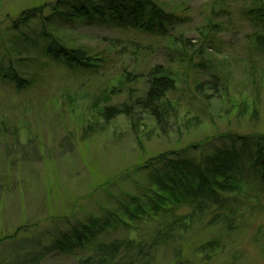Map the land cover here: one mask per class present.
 <instances>
[{
	"label": "rangeland",
	"instance_id": "rangeland-1",
	"mask_svg": "<svg viewBox=\"0 0 264 264\" xmlns=\"http://www.w3.org/2000/svg\"><path fill=\"white\" fill-rule=\"evenodd\" d=\"M55 1L0 0V264L22 255L24 245L41 254L51 235L94 222L104 228L98 242L145 240L157 225L189 210L171 205L159 218L133 216L156 191L140 166L184 149L198 159L229 144L228 134L264 135V53L250 51L253 30L241 16L246 0H231L224 21L219 11L210 13L209 0H158L184 18L174 31L194 50L205 24L221 29L209 33L201 54L188 53L192 64L171 63L178 78L161 125L139 110L132 120L105 123L100 110L138 97L145 73L171 61L169 41L57 19ZM34 9L42 18L21 17ZM44 34L83 48L98 67L72 70L49 59ZM12 74L23 87L8 79ZM137 75L142 78H132ZM242 175L233 193V230L191 224L187 234L177 232L178 246L156 249L157 264H171L177 253L183 264H264V190L249 164ZM91 255L90 246L70 256L43 255L40 264H79Z\"/></svg>",
	"mask_w": 264,
	"mask_h": 264
},
{
	"label": "trees",
	"instance_id": "trees-1",
	"mask_svg": "<svg viewBox=\"0 0 264 264\" xmlns=\"http://www.w3.org/2000/svg\"><path fill=\"white\" fill-rule=\"evenodd\" d=\"M209 1L210 13L219 11L222 21L227 19L231 0ZM246 1L248 3L243 8L241 16L253 30L250 51L264 53V0ZM41 12L42 10L38 9L36 13L34 9L21 14V17L28 21L40 17ZM176 13L173 10L166 12L158 0H56L53 4L51 14L57 19L85 26L135 30L160 39L165 37L171 45L167 49L168 55L172 57L171 61H168V64H157L145 73L143 77L146 86L138 97L134 100L130 98L129 103L106 105L100 110V116L105 123L120 116L132 120L135 110L146 113L160 125L165 123L167 106L165 98L175 89L178 78V72L170 66L171 63L179 66L192 64V56L188 57V53L201 54L204 45L210 42L207 38L209 33L216 34L219 29L217 24L212 22L199 29V36L203 37L202 46L194 50L190 40L174 31L184 22V18ZM43 19L49 20L50 17ZM44 35L48 43L44 52L49 59L62 63L72 70H94L98 67L83 48L66 45L53 34ZM132 78L141 79L142 76ZM8 79L15 81L18 86L23 84L22 87L26 83L15 74L8 75ZM201 89L202 84H197L196 91L201 92ZM110 99L111 96L106 101L109 102ZM225 137L229 144L216 148L211 154L200 156L198 159L189 156L186 149L177 150L153 157L138 168L139 171L149 173L156 191L150 192L145 205L135 206L136 215L133 216L137 217L139 213L148 217L155 214L154 216L159 218L160 213L171 205L183 206L189 210L183 217L157 225L152 234L146 235L147 239L143 240L142 236V239H112L98 242L104 228L98 225L100 232L96 225L98 222H94L93 225L73 227L51 235L49 242L40 251L41 254L28 251L26 248L29 246L24 245L21 248L22 255L16 254L9 263L40 264L41 257L50 254L70 256L91 246L92 255L81 259L79 264H157L156 249L178 246L177 232L187 234L192 229L189 227L191 224L207 227L220 225L232 231L235 225L234 216L238 212L237 200L233 193L241 187L246 164H249L251 170L255 169L257 179L264 190V135L250 137L228 134ZM171 216H174L173 212ZM33 245L37 248L38 243ZM207 245L211 247V244ZM179 257L180 254L178 256L177 253L171 264H183Z\"/></svg>",
	"mask_w": 264,
	"mask_h": 264
}]
</instances>
